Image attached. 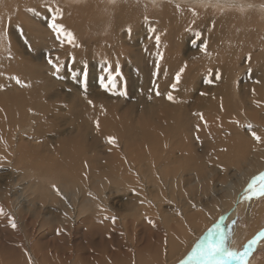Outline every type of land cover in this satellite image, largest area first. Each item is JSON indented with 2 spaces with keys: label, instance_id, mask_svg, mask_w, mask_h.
<instances>
[{
  "label": "rangeland",
  "instance_id": "rangeland-1",
  "mask_svg": "<svg viewBox=\"0 0 264 264\" xmlns=\"http://www.w3.org/2000/svg\"><path fill=\"white\" fill-rule=\"evenodd\" d=\"M140 1L144 3V6H140L141 8L138 6H134V8L138 11L136 12V14L138 13L139 16L138 14H135V17L134 15L132 17H124L123 19L128 20L129 24H127L126 22L123 25L125 27L122 26L117 29V32L123 35V37H121L119 40L120 42L115 41L117 45L121 44V47L124 49H120V56H115L112 54V56L108 55L107 57H102L100 59L98 57L101 56H99L98 54H96L98 56L89 58L88 56L90 55H88L87 53H84L83 56L79 55L80 53H72L77 49L80 52L81 48L78 45L76 47L70 48V53L64 55L63 57H60L58 53H53L50 56L49 54H46V51L48 49L50 50L57 48L45 47L44 58L46 61H48V59H51L52 61V63H49L50 60L48 61L51 67V70H49L46 67L39 66L38 62L35 63L31 61L32 59L30 58V50H36L32 45H22L20 46V48L23 52V57L27 58V60H30V64L27 65L31 66L25 71L20 70V72L23 74H19L20 76L15 77L19 79L20 83H17V80L11 77V72L2 71L3 66L7 65V63L13 65V61L11 60L10 62H7L4 60L0 62V198L2 199H0V210H2V214H0V264L23 263L24 259L26 258V249L29 246H31L34 250L35 248H37L38 251L40 250L39 252L42 251V253H46L48 250H50V248L52 249L54 247L53 242H56L59 245L62 243V238L58 240L57 236H61L63 233H66L64 232L65 224L62 223V225H60L58 223L60 221V218L63 217L61 209L56 205V199H58L60 196H57V194L52 195L50 193L54 190L52 186L58 184V181H56L57 178H60L59 182H62L64 181L63 178L67 176H71L72 185H76L78 183L80 184L81 177L86 175L85 172H88V170L89 173L92 172L91 170L97 171L100 166L103 165V163L98 159L110 155V153L107 152L108 149L98 152L97 144L101 138H105L104 136H110L109 134L113 135L115 133V126L119 124V122L123 125L128 124V122H133V136L141 138L140 136H142V134L140 133L145 131L144 123L158 122L157 119L154 118H157L158 115H166V110H171L169 111V113H172V116L168 117L162 122H175V114L183 115L184 112L193 114L194 109L198 108L199 110H201V106L206 105V110H204L203 112L198 111L195 116H192L189 122H201L197 121L196 117L208 115L213 116L212 120L210 121L212 122V124L214 122H224V127L214 128L215 132L211 135L216 141L212 142V138L210 137L206 139L210 140L208 142H212L210 145H207V147L209 148H206L209 155H207L206 151H203V147V150L201 148L195 147L194 150L197 149V151H195L196 154H193L197 157L198 160H201L202 162L204 158V165L208 166V169H210V166L213 167V163H211V161L214 156L215 159L230 157L228 159L226 158L227 161L230 160L228 168H226V170H219L215 177L218 178V175L222 178L231 177L233 182H237V180H239L238 176L234 174L237 172V167H239L237 166V164L239 163V161H241L240 158H242L243 156V154L240 152H243L248 148L245 147L246 144H249L248 140H253L252 131L254 132L256 130V135L259 137H263L259 134L262 131L261 127H258L257 125L254 126L250 123V121L253 118V120H257L254 122H264V107L258 104V109L256 108L249 112H245L244 109L246 107L244 108V106L240 104L241 99L238 102L235 99L236 97L233 95V93L231 94L230 92L231 82L233 79L239 78L245 80L249 79L250 75L251 79H257L258 81H260L259 83H261L264 79V71L261 69H254V66L252 67L250 66V64L242 70L243 72H238L237 70V73H229V77H227L228 81L226 82V79H224L223 77V72L220 73L219 70H214V72L211 73L208 70V64H206V68L208 67L207 69H205L206 71L202 69V65L205 62L211 59H215V57H219L218 52L221 49H226L224 52L225 54L227 50L231 49L229 50V53L237 52L235 54L237 57H239L238 54L241 53L242 46H248L247 36H245L244 41H242V38H240L243 35V32L249 28H256L255 26L260 24V21L258 20V18H256V14H254L256 13V8H249V14L252 15H249V20V16L240 17L245 16L246 14H243L244 12L240 14L241 12L239 11L236 12H239L238 14H234L232 12L218 13L208 9L202 12L203 10L198 9L196 7V4H194L191 0H185L187 1L186 4L184 2V4L174 6L179 9L177 18L175 17L173 19H168L169 12L161 13L162 8L159 5L158 7L153 8V4L151 1ZM230 1L239 2L240 0ZM64 4L66 3L64 2ZM98 6L101 5L97 4L96 7ZM15 10L16 11H13V13L10 15L16 18L19 13L22 14V10L19 8V6H17ZM165 10L167 9L165 8ZM207 11L208 13H206ZM79 12L81 14L83 10H79ZM113 13H110V15L107 13V17L105 16V18L100 17V15L95 12L93 13V18L96 19V22L94 23V25L92 23V25L86 26H92V28L94 29V31L92 32L94 33V35H96V37L103 35L105 33L104 31H106V28L109 31L117 27V24H115L113 20V15L115 16V13ZM246 13H248V11ZM199 14L201 15L199 16ZM1 15H3L2 11H0V16ZM58 15L64 16V20L56 19V25L59 24V26H62V24L64 23L66 24V26H75V24H77L75 21L76 18H73L74 15L72 13L69 14V12H66L64 14L62 13ZM58 15L55 14V16ZM48 16H50L49 13ZM145 17H147V19H145ZM67 18H70L71 21H68ZM19 21L23 22L22 20ZM23 23H25L27 26V37H31V39L33 40L36 39L43 42V40L38 37L36 32L31 29L29 24H27L26 22ZM252 23H255L256 25L254 26ZM64 24L60 29H63L64 32H67V34L71 33V31H66V27ZM12 27L14 29H17L16 24L12 25ZM229 30H231L230 35ZM128 32H131V34H129ZM196 33L200 34L198 38L196 36ZM2 34V38H4V36L9 37L5 33ZM7 34L13 35L10 32H8ZM235 35H237V37H235ZM157 36L160 37L159 43H156ZM218 36L221 41L218 40ZM15 37H18V35H15ZM214 37H216L217 39H215ZM18 41L19 40L15 38V43H17ZM204 43H206V51L200 52L199 47ZM214 45H217L215 46L217 48H219L218 46H220V48L216 51H212ZM224 50H221V52L223 53ZM214 52L217 56L213 55ZM4 55H8V50L0 51V56ZM262 59H264V56ZM74 61L82 63L81 67L83 66L82 68L80 67V70L76 76L70 75L68 73V67L69 65L74 63ZM55 62L57 64V67L52 66L53 64L55 65ZM178 64H181L182 66H180L179 68L181 69L183 67L185 71L180 73V70H177ZM221 64H223V62H221ZM194 66H196V69H194ZM189 69L192 70L190 71ZM249 69L250 71H254L255 73H251ZM203 70L205 71L204 73ZM170 71L172 73H175L170 74ZM177 72L180 73V77L176 82L175 79H177V75L175 74H177ZM163 74L165 77L162 76ZM35 75H37L38 78L34 77ZM216 75H219L220 78L217 79ZM147 78H149V80ZM167 78L168 80L172 78L170 80V83L168 81L166 83V87H170H168V90L165 87L164 83ZM185 78L186 80L183 81ZM162 81L164 83V90L160 89V82ZM171 81L173 83H171ZM217 81L226 82V86L222 84L223 96H221V92L214 91L213 85ZM11 84L17 85L19 87L15 91H9V86L11 87ZM112 84L113 86H111ZM173 85H175V87H173ZM176 86L179 88H177ZM191 86L194 89L191 88ZM188 90H190V95H188L189 93L186 92ZM159 94H164V96L167 98L170 94L173 99H168V103L164 104L160 102V99L158 98ZM226 94L228 95L226 96ZM262 97L264 98V94H262ZM217 98L218 101L224 105V107H218L217 109L209 112V110H207L208 106H210L209 103L213 100H216ZM256 100L258 102L262 101L260 100V96H258ZM89 101H91V103H89ZM250 102H252V100H250ZM179 103H181V107H179L180 105L178 106ZM36 106L43 108L44 111L37 112L34 110V112H32L34 107ZM248 113L250 118L246 119ZM32 117H38L39 119L37 120V122H29V119L32 120ZM105 118H107L108 120L105 121ZM93 122L100 123L96 125L93 124ZM136 122H138L139 126L136 125ZM89 123L92 124L89 129H86L87 127L83 128V125L87 126ZM113 123H115V125ZM249 124L252 125L251 131H249L247 128V125ZM32 127L34 131L32 130ZM155 128H158L159 133L165 135L168 127ZM109 129L111 131H109ZM103 132H105L106 134L102 135ZM135 132L137 133V135L135 134ZM16 133L18 134V136ZM189 133L191 134V131ZM98 136L101 138L97 139ZM34 137H38L40 141L42 140V144H40L42 152H40V148L39 150H33V148L31 147L33 146L32 143H34L35 141L33 140ZM199 137L200 133L198 132L195 138ZM139 141L140 140H137V142ZM38 142H36V144H39ZM61 143L62 145L64 144L63 147H66L67 145V151L62 148ZM193 143L195 145L198 144L197 141H193L192 144L191 142H189L191 146L193 145ZM259 144L260 149H263L262 143ZM59 147H61L62 149H60ZM3 148H5L4 151ZM210 148L213 149V154H211ZM61 150L65 151L67 154L63 151L61 152ZM217 150L218 154L215 153L217 152ZM198 151L200 152L198 153ZM238 151L240 153V156L238 155ZM69 153L70 155H72V157L68 155ZM235 153L237 154V156H235ZM23 154L25 158L22 157ZM34 155H39L37 156L39 158ZM40 156L42 157L40 158ZM234 156L238 159H235ZM75 158L81 160L82 165L79 161H74ZM20 159L22 162L19 161ZM36 159L40 160L37 161ZM174 159L175 158H173V161H178L177 158L175 160ZM6 160L8 162H5ZM69 162L71 163V166L69 165ZM235 162L237 163L235 164ZM47 163L49 167L46 165ZM64 163L65 165H67L65 166ZM109 163L111 162H107V165H111ZM36 164L41 168L39 167L37 169L35 167ZM19 165L22 167H20ZM45 165L47 166V168L51 169L49 170L50 172H47L48 169L45 168ZM80 165L83 168H81ZM233 165L235 167H233ZM70 167H73L72 169L77 168V171L74 170V173H72ZM260 168L256 169V171L255 169H249L248 173L246 172L247 176L248 174H251L250 177L247 178L248 181L244 180L245 182L241 187L243 189L241 191V199L239 198L238 202L236 203L237 209L234 217L230 220L232 223L230 232L227 236V246L230 250L235 249L237 251H242L252 239H257V243L252 246L250 255L245 258L246 264H264V246L260 247V249L258 248L259 244H262L264 241V237H260V233L264 232V196L252 195L250 193L246 194L245 192V189L247 188V185L252 180V178L257 177L260 173L264 172V165ZM36 169L39 171H37ZM40 170L42 173L40 172ZM43 170L45 171V173L43 172ZM66 170L68 172L70 171V175L67 174L68 172H66ZM21 171L23 172V174L25 173L24 176ZM30 174L31 177H29ZM48 174L52 175L50 177H46L45 175ZM26 175L28 176V178L26 177ZM97 175L101 176L104 174L97 173ZM22 177L23 183H26L25 185L22 182L20 183V181H22ZM33 178H35V180H33ZM29 179H31L32 181ZM186 179L187 176H183L181 186L185 184ZM44 180L48 184H46ZM55 181L57 182V184L55 183L54 185ZM21 184H23L24 186ZM31 184L34 186L32 188L34 193L27 191L29 185L30 187L32 186ZM216 184L219 188L220 184L218 183V181L216 182ZM218 188L216 190V193L212 195L210 199H203V197L200 198V200L203 199V203L205 204V206H203V209H207L208 205H213L216 202V199L222 196ZM253 191L254 193H258V186H254ZM7 192L8 194H6ZM247 195H252V198L247 199ZM34 196L36 197L34 198ZM52 196L55 198H53ZM39 213L40 215L42 214V216H40ZM47 215H50L52 219H58V221L53 222L48 226V224H46V222L48 223V221L46 220ZM209 215L210 213H207L208 217ZM221 215H223V213L218 214V216H215L214 214V217H211L209 219H220L221 217H223ZM227 215H230L229 211ZM9 216L14 219V222L17 225L15 229L10 226L8 219ZM224 219L225 218H223V221ZM223 221L221 220L222 223H224ZM41 222H44L45 225L41 226ZM221 222H211L207 226V228L203 230V234L201 233V235H199L200 237L198 241L196 240L194 242L195 244H192L193 247L191 246L192 249H189L188 255L185 260L189 259V257L192 255L193 249H195L199 245L201 240L208 235V231L213 228V225L217 223L216 226H218V224H221ZM205 223L206 221L203 222V224ZM78 225H80V233L84 232V229H87L84 225ZM58 230H60L59 232L62 233L58 235L53 234V232H58ZM82 235L79 236L82 237ZM19 239L21 240V242L19 241ZM82 240L83 239L80 238L79 241L76 242L83 245ZM25 242L27 244L26 246ZM191 261L193 262L192 264H196L195 258L189 260V262ZM232 264H236V262L233 261Z\"/></svg>",
  "mask_w": 264,
  "mask_h": 264
},
{
  "label": "bare ground",
  "instance_id": "bare-ground-1",
  "mask_svg": "<svg viewBox=\"0 0 264 264\" xmlns=\"http://www.w3.org/2000/svg\"><path fill=\"white\" fill-rule=\"evenodd\" d=\"M122 1L125 0H0V11L3 12V15L0 16L1 19L0 51L8 50L7 56L5 55L0 56V62L4 60L10 62L12 60L13 61L12 63H14L13 65L7 63V65L2 67V71H9L13 75V76L11 75V77H18L20 76L19 74H23L20 72V70L25 71L27 68L31 66V65H27L30 64V60H27V58L23 57V52L20 48V46L22 45L23 46L32 45L36 50L35 51L30 50V58L32 59L31 61L35 63L38 62L39 66L46 67L49 70H51V67L48 61L51 59H48V61L45 60L44 58L45 47L57 48L50 50L48 49L46 51V54H49L50 56L53 53H58L60 57H63L64 55L70 53V48L76 47L77 45L81 48L80 52L77 49L72 53L74 54L80 53L79 55L82 56L84 55V53H87L88 55H90V56L87 55L89 58H93L99 55L101 57L98 58L101 59L102 57H107L108 55L112 56V54L115 56L116 55L120 56L119 51H121L120 49L122 47L121 44L117 45L115 41L120 42L119 40L121 37H123V35L119 34L117 32V29L122 27L126 22L127 24H129L128 20L123 19L124 17L126 18L127 16L132 17L133 15L135 17L136 12L138 11L134 8V6H138V7L144 6L143 5L144 3L141 2L140 0H126L125 2ZM148 1L152 2L153 8H156L159 5L162 8L161 13L169 12L168 19H173L175 17L177 18L179 9L174 6H177L179 4H184V2L185 4L187 3V1L185 0H148ZM191 1L194 4H196V7L198 9L203 10L202 12L208 9L218 13L232 12L234 14H238L239 12H241L240 14H242V12H244L243 14L247 15L240 17H248L249 15H251L249 14L250 12L249 8L253 7L256 8V13L254 12L253 13L256 14V18H258V20L260 21V24L257 26H255L256 25L255 23H252L256 28L253 27L246 29L243 32V35L240 37L242 38V41H244L245 36H247L248 46H242L241 53L238 54L239 57H237L235 54L237 52L229 53V50L231 49L227 50L226 54L224 53L226 49L225 50L221 49L224 50L223 53L220 50L218 52L219 57H215V59H211L205 62L202 65V69L205 70L209 67L208 70L211 73H213L214 70H219L220 73L223 72V77L224 79H226V82L228 81L227 77H229L228 76L229 73L232 72L235 73L237 70L238 72H241L244 68L247 67V65L250 64H251L250 66L252 67L254 66V69H261L264 71V59H262L264 56V0H240L239 2H234V1L231 2L230 0H191ZM64 2L66 4H64ZM97 4H100L101 6L96 7ZM48 5L51 8L58 7L60 9L59 13L49 11ZM17 6H19V8L22 10V14L19 13L15 18L10 14H12L13 11H16L15 8H17ZM165 8L167 10H165ZM79 10H83V12L80 14ZM237 11L239 12L236 13ZM247 11L248 13H246ZM66 12H69V14L72 13L74 15L73 18H76L75 21L77 24H75V26L72 25L66 26V24L63 23L66 27V31H71V37H69L67 32H64L63 29L58 28L57 30H53L48 27V23L52 20L53 15L55 14L58 15L62 13L64 14ZM95 12L98 15H100V17H105L107 13L110 15V13L112 14L114 12L115 16L113 15V20L115 24H117V27L109 31L105 27L106 28V31H104L105 33L103 35L96 37V35H94V33L92 32L94 31L92 26H90L91 28L86 26V25L88 26L92 25V23L94 25V23L96 22V19L93 18V13ZM48 13L50 14V16H48ZM206 13H208V11ZM232 13H228V14H232ZM200 15L201 14H199V16ZM56 17L58 20L64 18V16L61 15L60 16L58 15ZM19 20H22L23 22L29 24L31 29H33V31L36 32L38 37L41 40H43V42L38 41L36 39L33 40L31 39V37H27V31H26L27 26L25 23ZM67 20L71 21L70 18H67ZM249 20H250V16H249ZM56 22L57 21L55 20V24ZM244 22H245V18H244ZM14 24L17 25V29H14L12 27V25ZM57 25L59 26V24ZM103 30H104V26H103ZM8 32L12 33L13 35H8L7 34ZM230 32L231 30H229V35ZM2 33H5L9 37L4 36V38H2L3 35ZM128 33L131 34V32ZM15 35H18L19 38L15 37ZM235 37H237V35H235ZM15 38L19 40L17 43H15ZM214 38L217 39L216 37ZM218 40H220L219 36H218ZM215 46L217 45L213 46L214 48H212V51H216L220 48V46H218L219 48ZM213 55L217 56L215 52ZM249 57L251 58L250 60ZM75 62L76 61H74V63H72L68 67V73L73 76L74 75L76 76L78 74L80 67L82 65V63H78V62L75 63ZM221 62H223V64H221ZM206 64H208L207 68H206ZM55 65H57L56 62ZM52 66L54 67V64ZM180 66L182 65L178 64L177 67L178 71L180 70L179 68ZM195 67L196 66H194V69H196ZM204 70L203 73L206 71ZM250 72L255 73L254 71H250ZM173 73L170 71V74ZM37 75H35L34 77H37ZM162 76L165 77L164 74ZM149 78L147 79L149 80ZM171 79L172 78L168 80L167 78V80H165L164 82L165 87L167 81L170 83ZM175 80L177 82V79ZM185 80L186 78L183 81ZM245 81H247L248 84ZM226 82L217 81L213 85L214 91L216 92L219 91L222 93L223 85L226 86ZM259 82L260 81H258L257 79L256 80L251 79L250 75H249V79L243 80L236 78L233 79L231 82L230 93L231 94L233 93V95L236 97L235 99L238 102L241 99L240 104L243 105L244 108L246 107L244 109L245 112L246 111L249 112L256 108L258 109V104L264 107V98L262 97V94H264V79L261 83ZM164 83L163 81L160 82L161 90L162 89L164 90L163 88ZM171 83L173 82L171 81ZM111 86H113V84ZM18 87L19 86L17 85L11 84V87L9 86V91L10 90L15 91L17 90ZM168 87H166L167 90ZM191 88L193 87L191 86ZM190 90L186 92L189 93ZM188 95H190V93ZM227 95L228 94H226V96ZM221 96H223V93L221 94ZM258 96H260V100L262 101L258 102L256 100ZM158 98L160 99V102L164 104L168 103V98L165 97L164 94H159ZM250 100H252L253 103L250 102ZM181 103L178 104V106L180 105L179 107H181ZM209 104L210 106L207 105L208 106L207 110H209V112L217 109L218 107H224V105L218 101V98L216 100L211 101ZM204 106H201V110H199L198 108L194 109L193 114H190L188 112H184L183 115L175 114V119H176L175 122H162L163 120L172 116V113H169V111L171 110H166L167 112L166 115H158L157 118L156 117L154 118L157 119L158 122L144 123L145 131L140 133L143 136V137L140 136L141 138L133 136L134 134L132 127L133 122L132 123L128 122V124L126 125H123L122 123L119 122V124L115 126V133H114L115 135L109 134L110 136L106 135L104 136L105 138H101L98 136L97 139L101 138L97 144L98 152L105 151L106 149H108L107 152L110 153L109 156H105L102 157L101 159H98L100 162L103 163V165L100 166V168L97 171L91 170L92 172L89 173L88 170V172H85L86 175L81 177L80 184L78 183L76 185H72L71 176L64 177L63 178L64 181L61 180L62 182H59L60 178H57L56 181H58V184L56 181L54 182V185L55 183L57 184L55 185L56 186L55 189H58L59 192L62 194V196L66 198V199H62L60 196L58 199H56V205L61 209L63 216L60 218V221L58 223L60 225H62V223L65 224L64 232L66 233H63L61 236H57L58 240L62 238V243L59 245L56 242H53L54 247L52 249L50 248V250H48L46 253H42V251L39 252L40 250L38 251L37 248H35L34 250L31 246H29L28 248L30 249L28 248L26 249L27 250L25 253L26 258L24 259L23 263L20 264H180L181 261H186L188 262V264H192L193 262L192 261L189 262V259L185 260V258L188 255V251L191 248V246L193 247L192 244L196 240L198 241L200 237L199 235H201L203 230L207 228V226L211 222L213 223H215L216 221L221 222V220L223 221V218H225L223 221L224 223L221 222V224H218V226H219V231H221L227 237L228 233L230 232V227L232 223L230 220L235 215L237 209L236 203L238 202V199L241 197V191L243 190L241 187L243 186L245 181H248L247 178H249L251 174L249 171L250 174H248L247 176L246 172L248 173L249 169L251 170L255 169L256 171V169H259L264 165V144L262 143L263 149H260L259 146L260 144L256 140H254V138L251 137L253 140L251 141L248 140L249 144L245 145V147L248 148L245 149L243 152H240L243 154V156L242 158H240L241 161H239V163L237 164V166H239L237 167L238 170L234 174L237 175L239 178L237 182H233L231 177L222 178L219 177L218 175V178H216L215 175L218 173L219 170L221 169L226 170V168H228V165L230 164L229 162L230 160L227 161L226 160L227 157L215 159L214 156V158L211 161V163H213V167L210 166V169H208V166L204 165V158L202 162L201 160H198L197 157L193 154L195 153V151H197V149L194 150L195 147L201 149L203 147L204 150L203 149L202 150L206 151L207 153L206 148H209L207 147V145H210L212 142L216 141L211 135L215 132L214 128L224 127V122H214L212 124V122L210 121L212 120L213 116H208V115L203 116V119H201V116L196 117L197 121H201V122H196V121L189 122L192 116L193 115L195 116V114L198 111L203 112L204 110H206V105ZM34 110L37 112L44 111L43 108L38 106L34 107L32 112H34ZM248 118H250L249 113L248 116H246V119ZM31 119L32 120L29 119V122H37L39 118L32 117ZM107 120L108 119L105 118V121ZM254 121L257 120H253L252 118L250 123L253 124L254 126L257 125L258 127H261L262 131L259 134L263 136L261 137V140L264 141V122H254ZM98 123L100 122H93V124L96 125H98ZM113 124L115 125V123ZM91 125H92L91 123H89L87 126L83 125V128L87 127L86 129H89ZM136 125H138V122H136ZM155 127H168V128L164 135L159 133L158 128ZM32 130L34 131L33 127ZM109 131L111 130L109 129ZM190 131L191 134L189 133ZM198 132L200 133V137L195 138ZM34 133H38V132H34ZM105 134L106 133L103 132L102 135ZM135 134L137 135L136 132ZM208 137L212 138V142H208L210 140H206ZM109 138L112 139V143H109ZM188 139L189 142H191V144L193 141L194 142L197 141L198 144L196 143L197 145H195L193 143V145L191 146V144H189L188 142ZM33 140H35L34 143H32L33 146H31L33 150H39V148L41 150L40 144H42V140L40 141L38 137H34ZM137 140L140 141L137 142ZM36 142H38L39 144H36ZM63 145L62 148H64V150L67 151L68 149L66 148L67 145L66 147L65 146L63 147ZM59 148L62 149L61 147ZM189 149L191 152L189 151ZM4 150L5 148H3V151ZM210 150H211V154H213L214 152L213 149L210 148ZM62 151L63 150H61V152ZM40 152H42V150ZM199 152L200 151H198V153ZM215 153L218 154V150ZM240 153L238 151L239 156ZM68 155H70V153ZM207 155H209V153H207ZM34 156L37 157L39 155H34ZM42 156H40V158ZM70 156L72 157V155ZM235 156H237V154ZM22 157H24V154L22 155ZM173 158L175 159L177 158L178 161H173ZM236 158L237 157H235V159ZM75 159L74 161L76 162L78 161L80 163L82 162L79 159L76 160ZM8 161L6 160L5 162ZM19 161H21V159ZM107 162H111L109 163L111 165H107ZM236 163L237 162H235V164ZM46 165L48 166V163ZM46 165L45 168H47ZM69 165L71 166L70 162ZM35 167L38 169L40 166L38 167L36 164ZM43 167H44V163H43ZM233 167L235 166L233 165ZM72 168L73 167H70L72 173H74L73 172L74 170L77 171V168L76 169H72ZM47 169H48L47 172L51 170L49 168ZM44 170L43 172L45 173ZM66 172L68 171L66 170ZM69 172L67 173L68 175H70ZM25 173L23 174L22 172L23 176L25 175ZM97 173H102L104 175L99 176L97 175ZM48 175L45 176L50 177L52 174H48ZM183 176H187V179L185 184L181 186ZM26 177L28 178L27 175ZM29 177H31V174ZM33 180H35V178H33ZM217 181L220 184L219 188L218 185L216 184ZM21 182L23 183V177L20 183ZM44 182L46 183L45 180ZM33 187H34L33 185L31 187L29 185L27 191L34 193L32 189ZM217 188L221 192L222 196L217 198L216 202L213 205L211 206L208 205L207 209H203V206H205V204L203 203V199L204 198L210 199L211 196L216 193ZM50 193L52 195L56 194V190H53ZM6 194H8V192ZM35 197L36 196H34V198ZM201 197H203L202 200H200ZM228 211L230 215H227ZM207 213H210L209 217L207 216ZM220 213L221 214L223 213V215H221L223 217H221L220 219H215V220L209 219L211 217H214V214L215 216H218V214ZM40 216H42V214ZM112 217L116 218L114 222ZM46 220L48 221V223L46 222L48 226L51 225L53 222L58 221V219H52L50 215L46 216ZM149 221H151V223H149ZM204 221H206L205 224H203ZM78 224L84 225L87 229H84V232L80 233L79 231L80 225ZM216 224L213 225V228H211V230L217 229ZM44 225L45 223L43 222L41 226ZM61 233L62 232L59 233L53 232V234L55 235ZM79 235H82V237H80ZM80 238L83 239L82 244L84 246L76 242L79 241ZM19 241L21 242L20 239ZM263 244L264 241L262 244H259L258 248L260 249V247H263L264 246ZM26 245L27 244L25 242V246Z\"/></svg>",
  "mask_w": 264,
  "mask_h": 264
},
{
  "label": "snow or ice",
  "instance_id": "snow-or-ice-1",
  "mask_svg": "<svg viewBox=\"0 0 264 264\" xmlns=\"http://www.w3.org/2000/svg\"><path fill=\"white\" fill-rule=\"evenodd\" d=\"M31 11V10H30ZM49 11L59 13L60 9L58 7L51 8L49 7ZM57 17L53 15L52 20L48 23V27L53 30H57L58 28H62V26H58L55 24V20ZM147 19V17H145ZM69 37H71V33H68ZM199 33H196L197 38L199 37ZM160 37H156L157 43H159ZM200 52L206 51V43L201 44L199 47ZM251 58L249 57V60ZM49 63H52L50 60ZM54 67H57L54 65ZM184 71V68L182 67L180 69V73ZM250 71V69H249ZM180 73H177V80H179ZM17 80V83H20L18 78L13 77ZM219 75H217V79H219ZM175 87V85H173ZM169 100H172L173 97L171 95L168 96ZM91 103V101H89ZM201 119H203V116H201ZM247 128L249 131L252 130V125H247ZM253 138L258 143H264V141L261 140V137L257 136L255 132H252ZM109 143H112V139L109 138ZM259 182V183H258ZM254 186H258L259 191L258 193H254ZM56 190V194L58 196H61L62 199H66L62 196V194L59 192L58 189ZM246 193H250L252 195H259L264 196V172L260 173L257 177H253L252 180L248 183L247 188L245 189ZM91 195V194H90ZM252 195H247V199H251ZM0 214H2V210H0ZM107 218V217H106ZM9 223L10 226L15 229L17 227L16 223L14 222V219L9 216ZM113 222L115 221V217H112ZM151 223V221H149ZM60 230H58L59 233ZM260 237H264V232L260 233ZM227 240L228 237H226L221 231H219V226H217L216 230H210L208 235L205 236L200 244L193 249L192 255L189 257V260H192L195 258L196 264H232L233 261L236 262V264H246V257L250 255L252 246L257 243V239H252L242 251L237 250H230L227 246ZM180 264H188L186 261H181Z\"/></svg>",
  "mask_w": 264,
  "mask_h": 264
}]
</instances>
